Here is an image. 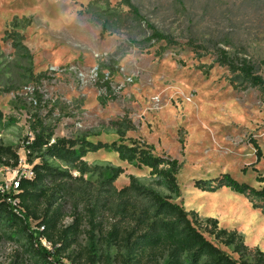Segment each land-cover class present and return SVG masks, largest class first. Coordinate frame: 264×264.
Masks as SVG:
<instances>
[{
	"label": "rangeland",
	"instance_id": "rangeland-1",
	"mask_svg": "<svg viewBox=\"0 0 264 264\" xmlns=\"http://www.w3.org/2000/svg\"><path fill=\"white\" fill-rule=\"evenodd\" d=\"M89 1L0 0V145L22 146L39 122L56 137L112 142L118 138L113 123L129 122L127 140L179 162L181 197L176 201L201 219H216L219 228L237 230L249 249L264 253L260 209L226 187L209 192L194 186L196 180L227 173L239 183L261 187L256 177H264V97L257 88L243 89L239 78L218 65L215 46L250 60L264 79V0H132L146 20L180 44L162 53L164 43L131 42L132 36L142 41L148 31L126 24V7L119 10L124 23L102 36L98 16L86 12ZM15 17L31 22L16 28ZM12 32L22 35L27 53L12 46ZM189 39L209 47L208 54L196 58L186 46ZM252 140L262 153L257 162ZM18 155L16 167L0 165V183L15 170L31 168L23 148ZM84 160L123 168L114 182L118 189L130 175L151 184L147 169L120 162L114 152L101 150ZM85 178L95 185L101 175L95 171ZM71 215L67 208L62 227L72 223ZM84 229L63 254V263L91 264ZM40 242L51 250L50 242ZM23 245L0 234V264H39ZM109 264H119L118 258Z\"/></svg>",
	"mask_w": 264,
	"mask_h": 264
},
{
	"label": "trees",
	"instance_id": "trees-1",
	"mask_svg": "<svg viewBox=\"0 0 264 264\" xmlns=\"http://www.w3.org/2000/svg\"><path fill=\"white\" fill-rule=\"evenodd\" d=\"M114 1L115 5L111 0H90L86 6V12L98 16L102 36L109 30H118L124 23L119 10L126 7L129 15L126 24L148 31L142 41L137 42L132 36V43L152 46L164 43L160 52L180 45L171 34L146 20L132 0ZM30 22L26 17H15L12 24L24 28ZM10 38L13 47L28 52L22 44V35L12 32ZM186 46L196 58L209 52V47L193 39ZM215 52L218 65L239 78L243 89L257 88L264 97V79L250 60L231 55L222 47L215 46ZM113 124L117 126L118 138L112 142H93L85 135L56 137L52 128L39 122L22 146L0 145L1 166L16 167L18 149L23 148L33 174L21 179L15 193L0 190V234L22 240L24 252L37 256L39 264H66L62 261L63 254L75 243L81 226L86 227L84 249L91 264L100 259L109 264L112 258H118L119 264H264V253L249 249L237 230L219 228L216 219H201L197 212L186 210L182 202L176 201L181 197L177 181L180 164L176 159L155 155L146 143L127 140L125 133L132 129L129 122ZM252 144L257 162L262 153L256 141L252 140ZM101 150L116 153L122 163L147 169L151 184L130 175L126 185L116 188L114 182L124 172L123 168L91 166L84 160L88 154ZM95 171L101 179L94 185L85 176ZM256 180L261 183L259 189L224 173L213 179L196 180L194 186L209 192L226 187L246 197L264 215V177L258 176ZM67 208L73 221L62 227ZM32 223L36 230L31 229ZM41 239L51 243V250L41 245Z\"/></svg>",
	"mask_w": 264,
	"mask_h": 264
},
{
	"label": "built area",
	"instance_id": "built-area-1",
	"mask_svg": "<svg viewBox=\"0 0 264 264\" xmlns=\"http://www.w3.org/2000/svg\"><path fill=\"white\" fill-rule=\"evenodd\" d=\"M32 175L33 174H32L31 168L28 171L23 170L20 172H19V170H15L13 173V176L9 180L3 181L2 183H0V190L2 192H14L15 193V192H17V189L19 187V183H20L21 179L22 178H31ZM12 202L15 204L16 200H14ZM42 243L44 244V246H46L45 241L42 240ZM48 246H46V247H48Z\"/></svg>",
	"mask_w": 264,
	"mask_h": 264
}]
</instances>
